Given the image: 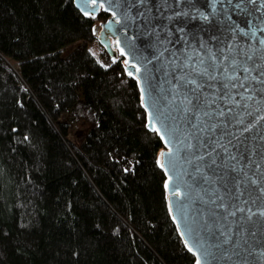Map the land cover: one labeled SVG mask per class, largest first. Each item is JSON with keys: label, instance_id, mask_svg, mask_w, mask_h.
<instances>
[{"label": "trees", "instance_id": "16d2710c", "mask_svg": "<svg viewBox=\"0 0 264 264\" xmlns=\"http://www.w3.org/2000/svg\"><path fill=\"white\" fill-rule=\"evenodd\" d=\"M107 17L0 0V264L194 263L136 83L98 44Z\"/></svg>", "mask_w": 264, "mask_h": 264}, {"label": "water", "instance_id": "95a60500", "mask_svg": "<svg viewBox=\"0 0 264 264\" xmlns=\"http://www.w3.org/2000/svg\"><path fill=\"white\" fill-rule=\"evenodd\" d=\"M107 14L161 142L167 211L193 264H264V0H73Z\"/></svg>", "mask_w": 264, "mask_h": 264}, {"label": "rangeland", "instance_id": "374dc122", "mask_svg": "<svg viewBox=\"0 0 264 264\" xmlns=\"http://www.w3.org/2000/svg\"><path fill=\"white\" fill-rule=\"evenodd\" d=\"M100 29L101 28H99L97 31H99ZM66 51H69V49H67ZM86 132H87V129L84 124L71 126L69 130V139L72 141V143L78 146L82 142L83 138L85 137Z\"/></svg>", "mask_w": 264, "mask_h": 264}]
</instances>
